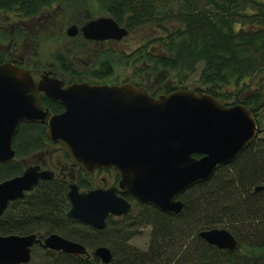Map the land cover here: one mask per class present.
<instances>
[{
  "label": "trees",
  "instance_id": "obj_1",
  "mask_svg": "<svg viewBox=\"0 0 264 264\" xmlns=\"http://www.w3.org/2000/svg\"><path fill=\"white\" fill-rule=\"evenodd\" d=\"M52 1L0 0V9L29 17ZM95 1L128 27L157 22L161 34L153 45L157 46L156 52L151 51L152 46L141 47L137 54L143 65L137 63L136 70L155 77L173 71L174 78L182 81L200 63L196 89L214 95L222 103L244 104L254 116L258 132L236 158L218 164L207 180L181 193L184 205L177 214L140 203L119 217L108 216L102 229L93 228L66 216L68 180L54 176L39 180L22 197L8 202L0 215V234L36 232L42 236L56 232L88 250L103 244L112 254L107 264H264V254H248L240 248L264 246V189H254L264 184V133L260 132L264 124V2ZM165 18L179 26L170 29V24L162 22ZM102 53L103 59L113 57L108 50ZM63 66L60 63V68ZM256 74L258 85L253 88L250 84ZM175 88L165 84L159 91L167 93ZM42 102L52 112L62 109L57 102ZM45 128V123L38 121L19 123L12 139L15 156L0 162V180L21 172L18 158L45 147ZM76 182L80 188L91 186L85 178L78 177ZM144 226H149V236L146 247L140 249L129 239ZM213 226L230 231L237 246L232 250L218 248L198 236L199 230ZM38 248L37 244L32 246L31 258L23 264H101L93 255L85 258L63 251L49 255L42 248L43 253L36 257Z\"/></svg>",
  "mask_w": 264,
  "mask_h": 264
},
{
  "label": "water",
  "instance_id": "obj_2",
  "mask_svg": "<svg viewBox=\"0 0 264 264\" xmlns=\"http://www.w3.org/2000/svg\"><path fill=\"white\" fill-rule=\"evenodd\" d=\"M88 38L119 39L127 31L111 16L101 15L80 28ZM76 33L74 24L65 28ZM39 92L62 105L58 112L44 107ZM45 123V135L57 142L73 166L90 173L96 167L112 168L117 186L79 189L69 175L66 216L101 229L107 214L130 210L118 193L128 192L140 202L168 214L184 205L179 195L207 180L218 164H226L253 140L257 125L242 103L223 104L203 90L176 88L153 96L131 82L113 84L70 81L63 83L46 73L33 80L28 69L0 62V162L13 158L12 139L20 122ZM53 176L50 168L28 164L18 174L0 180V215L10 200L23 196L39 179ZM118 187V188H117ZM264 189V184L254 189ZM198 236L218 248L232 250L235 237L223 227H209ZM54 255L57 250L89 255L85 246L51 232L0 234V264L26 263L33 243ZM97 261L107 264L106 245L92 249Z\"/></svg>",
  "mask_w": 264,
  "mask_h": 264
},
{
  "label": "rangeland",
  "instance_id": "obj_3",
  "mask_svg": "<svg viewBox=\"0 0 264 264\" xmlns=\"http://www.w3.org/2000/svg\"><path fill=\"white\" fill-rule=\"evenodd\" d=\"M54 7L51 9V18L52 21L49 25L38 24L37 29H34L30 22L25 23L27 27V32L31 35L30 38H23V47L21 50L27 55L26 61L33 66H40L55 63L59 58L60 60L58 65L60 68V63L64 65H69L67 61L70 62V65L77 75L82 78H87L91 76V69L96 66V61L103 58V54L100 55V50L107 49L111 51L110 56H113V64L114 67L112 69V79L114 80H122L127 79L128 73L131 71V66L127 67L126 55H136L139 50H141V46H139L145 39L150 38L151 51L156 52L157 46H153L155 44V40L151 39L153 36L157 35L158 32H154L150 30L149 26L144 25L143 27L131 29L128 33L122 35V39L117 41V43L108 42L101 46L102 48L90 46V44H86L81 37L78 36H68L65 34L66 25L71 23L72 21H77L78 19L85 20L86 18L103 15L105 14L101 7L95 0H54ZM264 2V0H259ZM249 11L250 9H246ZM44 15L46 13L44 12ZM16 18L15 13L13 11H6L0 9V29L3 25L10 27L8 22H12ZM79 22V21H77ZM163 22V21H162ZM14 24V23H13ZM169 25V24H168ZM174 26L170 25V29H173ZM7 29H3L4 34L7 32ZM2 30V29H1ZM8 35V33H7ZM8 40L0 38V51L6 48ZM81 49L78 53V56H69L66 57L67 52L70 49ZM114 50H111V49ZM149 48V47H148ZM99 52V54H98ZM105 67V66H104ZM58 68V69H59ZM200 68V63H197L194 71L190 72L182 81H178L174 78V72H168L163 76H149L145 80H143L144 87L147 88L151 92H158L159 89L165 85H175L177 87H186L189 89L199 88V83L197 81V74ZM130 70V71H129ZM137 76H132L135 78ZM253 80L251 82V87H255V84L258 85V74L253 75ZM131 79V78H130ZM264 114V109L261 111ZM260 117V116H259ZM264 122V116H263ZM260 132L264 133V124L260 126ZM258 132V131H257ZM51 150L58 151L60 154L62 152L61 147L58 143H50L47 145ZM63 162L62 159H60ZM69 169H66V173ZM65 173V174H66ZM67 176V174H66ZM107 182H109V175L106 176ZM90 185H96L100 182L99 176L90 175L89 177ZM220 227V226H216ZM149 236V226H144L141 228L139 233L132 235L129 239V242L134 246L144 249L147 245ZM242 251L247 252L248 254H264V246L261 248H246L240 247ZM42 252L41 248H38L36 251L37 254L40 255ZM43 253V252H42ZM35 259H39L36 258Z\"/></svg>",
  "mask_w": 264,
  "mask_h": 264
},
{
  "label": "flooded vegetation",
  "instance_id": "obj_4",
  "mask_svg": "<svg viewBox=\"0 0 264 264\" xmlns=\"http://www.w3.org/2000/svg\"><path fill=\"white\" fill-rule=\"evenodd\" d=\"M55 2L56 1L53 0L48 6L42 7L41 10H39L38 12H36L35 14H33L29 17H19L15 14L16 18L12 22H8V24L10 25V27L8 29L5 25H3L1 27L2 30L0 29V38L8 40L6 48L4 50L0 51V54L2 55V58H3V60L1 62L8 61L14 65H17L18 67L28 69L33 80H37L42 74L46 73L50 77H55L59 80H62L63 83H67L70 81H86L88 83H99V82L101 83V82H103L106 84H113V83H120V82L126 81V82H131V83H135V84L144 86L143 80H145L150 75H149L148 71L146 72L145 70H140V72H139L138 70H136L137 63H140L141 65H143V60H141L139 54L126 55L127 56L126 65H127V67L131 66V68H130L131 71L129 70L130 72L128 73L127 79L125 78L122 80L112 79V77H113L112 76V69L114 67V64H113V60L111 57L107 58V59L102 58V59H99L98 61H96V66L90 70L91 71L90 74H92V75L87 77V78H82L79 75H77L75 73V70L71 66H69L70 65L69 61H67V63H69V65L66 64L63 66V68H59L58 59L56 61V65H55V63H52V62H51V64L40 65V66H36V67L33 65H30L26 61L27 55L21 50V48L23 47V44H24L23 38H25V37L30 38L31 37V35L27 32V27H26L25 23H26V21L30 22V24L32 25V27L34 29H37L38 24H43V25L45 24L46 26L49 25L53 19V18H51V15H52L51 9L54 7ZM44 12L46 13V15H44ZM104 13L105 14H103V15L110 16L106 11H104ZM98 16H101V15H98ZM95 17H97V16L86 18L85 20L78 19L77 21H79V22L72 21L71 23L67 24L66 27L70 24H74L76 27V33L74 35H71V36L81 37V39L86 44H90V46H95V47L97 46L99 48H102L101 46H103V44H106L108 42L115 44V43H117V41L122 39V37L119 39H115V38L99 39V38H88V37L84 36L80 30L81 26L86 21L93 19ZM162 21H163V23L170 24L171 26L172 25L173 26H179L178 22H174V20L173 21L167 20L165 18V19H162ZM117 23L126 28V31H127L126 34L128 33L129 30L140 28V27H143L144 25L149 26L150 30H152L154 32H158V34L153 36L151 39L155 40V39H157L156 36H159L161 34L160 31L158 30L159 26L157 25V22H153V23L143 22V23L135 24L132 27L126 26V24L124 22H120V23L117 22ZM5 28L7 29V32L4 34L3 29H5ZM7 33H8V35H7ZM150 41H151L150 38L145 39L139 46L146 47V48L150 47L149 46ZM155 41H157V40H155ZM105 50H107V49H105ZM105 50H103V49L100 50L99 51L100 55L103 54L102 52ZM111 50H114V49L112 48ZM80 51H81V53L83 52V50H81V49L72 48V49H70L69 52H67L66 57L69 55H72L73 57L78 56V53ZM99 52H98V54H99ZM109 52L111 53V51H109ZM69 59H70V56H69ZM132 76H137V77L132 78ZM146 90L148 91V93L153 95L154 92L149 91L147 88H146ZM157 93H160V91H158ZM38 95H39L40 103L44 107H47V106H45L43 104L42 99H46V100H49L52 102H57V101H53L50 98L46 97L45 95H43L42 92H39ZM224 104H226V103H224ZM228 104H230V103H228ZM50 143L52 144V143H57V142L48 141L42 150L32 152L30 154H27L23 157L18 158V160L22 164V169L25 167V165H28V164H38L40 168H50L53 171L52 177L59 176L61 178L69 180V175L72 174L74 177L73 179L75 181H76V178L79 177V178H85L90 183L89 177L92 174L94 176L98 175L99 180H100V182L98 184L92 185L93 187L94 186L106 187V186H111V185L117 186L118 176L114 173V171L111 168L96 167L91 173H86L83 170H81L79 167L71 165L68 158L66 157V155H64L63 151L60 154L58 151L51 150L49 147H47V145ZM60 159H62L63 162H61ZM66 169L67 170L69 169V171L67 173H66ZM65 173L67 174V176ZM107 175H109V182H107V179H106ZM39 180H41V179H39ZM118 190H119L118 193L121 194L124 198H126L131 203L132 207L136 206L137 204H140V202L134 200L128 192H122L121 191L122 189H119V188H118ZM108 216L119 217L120 215L107 214V216L105 217V222H106V218Z\"/></svg>",
  "mask_w": 264,
  "mask_h": 264
}]
</instances>
